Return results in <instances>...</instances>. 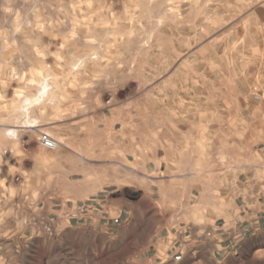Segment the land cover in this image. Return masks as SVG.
<instances>
[{"label": "rangeland", "instance_id": "rangeland-1", "mask_svg": "<svg viewBox=\"0 0 264 264\" xmlns=\"http://www.w3.org/2000/svg\"><path fill=\"white\" fill-rule=\"evenodd\" d=\"M218 102L232 110L222 120L264 140V0H0V154L13 203L27 196L31 205L38 182L52 195L95 175L109 190L134 180L145 188L150 117ZM41 133L59 148H43ZM136 212L143 248L151 201ZM64 224L47 263L133 264L127 243L84 245L90 232Z\"/></svg>", "mask_w": 264, "mask_h": 264}, {"label": "crops", "instance_id": "crops-1", "mask_svg": "<svg viewBox=\"0 0 264 264\" xmlns=\"http://www.w3.org/2000/svg\"><path fill=\"white\" fill-rule=\"evenodd\" d=\"M231 111L220 102L192 103L151 116L145 188L134 180L109 190L107 177L95 175L52 195L38 182L31 205L27 196L13 203V171L0 154V264H50L42 254L61 229L57 206L86 202L97 210L65 227L89 231L84 245L109 237L127 243L133 264H264V140L246 123L221 119ZM41 164L37 159V178H44ZM144 198L151 201V233L141 248L136 209Z\"/></svg>", "mask_w": 264, "mask_h": 264}, {"label": "built area", "instance_id": "built-area-1", "mask_svg": "<svg viewBox=\"0 0 264 264\" xmlns=\"http://www.w3.org/2000/svg\"><path fill=\"white\" fill-rule=\"evenodd\" d=\"M40 145L48 150L55 151L59 148V143L48 133H41L39 138ZM97 209L92 205L91 202L86 203H71V204H64L60 203L57 206V214L55 218L57 221H81L82 217L86 214H89ZM47 231L51 232V228L47 227Z\"/></svg>", "mask_w": 264, "mask_h": 264}, {"label": "bare ground", "instance_id": "bare-ground-1", "mask_svg": "<svg viewBox=\"0 0 264 264\" xmlns=\"http://www.w3.org/2000/svg\"><path fill=\"white\" fill-rule=\"evenodd\" d=\"M11 130H9V132H10ZM14 131V130H13ZM11 133V132H10ZM12 134V133H11ZM14 134V133H13Z\"/></svg>", "mask_w": 264, "mask_h": 264}]
</instances>
